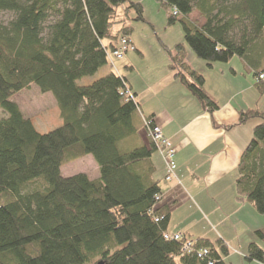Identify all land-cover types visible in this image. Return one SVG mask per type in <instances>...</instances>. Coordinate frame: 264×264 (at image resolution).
<instances>
[{"label":"trees","instance_id":"obj_1","mask_svg":"<svg viewBox=\"0 0 264 264\" xmlns=\"http://www.w3.org/2000/svg\"><path fill=\"white\" fill-rule=\"evenodd\" d=\"M158 1L176 12L169 25L181 22L198 59L211 67L240 58L264 93V0ZM194 10L202 23L190 18ZM0 13L14 14L0 22V108L7 115L0 120V264H227L231 250L222 238H166L173 235L171 209L160 204L154 116L143 113L128 78L109 59L123 40L137 51L131 23L145 22L143 6L131 0H0ZM160 44L175 78L204 111H217L186 47L176 45L173 55ZM108 66L90 85L78 84ZM33 85L52 94L60 109L63 125L49 133H40L13 100ZM239 115L237 126L259 123L237 167V199L264 214V113ZM87 156L98 178L62 176L65 164ZM255 235L259 242L249 245L245 258L264 264V228ZM187 240L194 242L193 253L184 249ZM202 249L208 255L199 258Z\"/></svg>","mask_w":264,"mask_h":264},{"label":"crops","instance_id":"obj_2","mask_svg":"<svg viewBox=\"0 0 264 264\" xmlns=\"http://www.w3.org/2000/svg\"><path fill=\"white\" fill-rule=\"evenodd\" d=\"M202 22L203 19L200 20V23ZM133 47L137 49L135 44ZM131 48L130 46L127 52ZM189 65L204 77L205 91L219 105V109L213 114L204 111L197 99L185 91L186 89L178 87L174 94H166V91L163 90L176 86L178 81L176 78H172L170 73H166L165 76L163 74L159 80L156 79L157 81L153 78V83L149 82L147 87L146 85L142 86L141 90L136 88L134 79L129 78V82L133 92L138 95L143 113L154 116L156 127L169 140L175 152L176 179L165 183L164 187L161 184L163 201L161 205H167L171 209L168 232L184 234L193 239L219 237L228 244L231 250L234 248L232 244L237 242V238L229 243L230 240L217 229L214 231L218 232V236L214 238L204 232L196 236L192 235L187 228L173 225L172 216L177 208L176 204L182 203L188 209L195 210L205 221L220 212L222 213L220 215L224 217L221 220L222 223L232 218L230 212L235 210V199H237V167L243 151L253 138V130L259 123L258 120H250L245 125L237 126L239 114L240 111L253 109L264 113V93L261 95L256 90L254 86L256 79L249 78V73L253 72L245 63H243V67L240 64L237 66L235 61L221 65L213 64L211 67L208 64L200 63V61H195V64L189 63ZM168 69L166 68L165 72L170 71ZM244 71L248 75L243 74ZM156 89H160V92ZM179 98L185 99V102L181 104L178 102ZM173 99L175 100L173 101ZM159 100L161 103L158 102ZM144 105L148 110L144 108ZM231 126L234 128L226 129ZM163 163L166 177V164L164 161ZM226 193L227 206L224 211L223 206L216 205L212 200L216 198L221 202ZM238 205L243 208L247 206V203L242 202ZM251 212L256 217L255 210L253 209ZM263 228V220L258 222L257 219L256 223L250 225L252 233ZM241 241L245 244L244 239ZM249 241L250 244L254 242ZM239 245L240 255L247 256L248 248L240 242Z\"/></svg>","mask_w":264,"mask_h":264},{"label":"rangeland","instance_id":"obj_3","mask_svg":"<svg viewBox=\"0 0 264 264\" xmlns=\"http://www.w3.org/2000/svg\"><path fill=\"white\" fill-rule=\"evenodd\" d=\"M131 1L140 3L143 6L145 22L131 23L134 28L132 41L135 44L137 51L131 48L129 52L124 54L123 59H113V65L115 67L114 70L118 74L125 77L129 76L127 77L128 80L129 78L134 79L136 88L140 90L144 85H146L147 87L149 82L153 83L154 79L159 80L163 76V74L165 76L166 73H170L171 77L175 78L176 72H165L166 68H169L170 56L164 51L160 42L169 47V49L172 50L173 55L176 54V45L182 44L186 47L188 62L190 64H195V61H200V63L207 65L206 62L200 59L198 60L193 50L186 44L184 28L181 22L177 21L174 25H169V17L174 13L173 9L165 7L158 0ZM13 18L14 14L12 13H0V22L8 23ZM180 18L182 17L180 16ZM192 19L193 21L197 22H200L201 20V16L196 10H194L193 12ZM232 61H235L237 66L239 64L241 66L243 65V61L238 57H235ZM215 64L221 65L222 63ZM128 65L132 66L134 70L130 72V69L126 68V66ZM107 71H109V66L102 68L94 76L82 78L78 81V84L81 86L90 85L91 83H93V81L104 76ZM243 74L248 75L245 71ZM249 74V78L253 80V73ZM178 87L179 89H186L180 82L177 81L176 86L163 91H166V94H174ZM185 91L188 90L186 89ZM158 92H160V89L158 90ZM180 96L182 97V95ZM179 99L180 100L178 102H181V104L185 102V99ZM13 100L19 105L24 116L31 119L34 126L40 133H49L63 125L60 109L57 106L53 95L50 93H41L37 86L33 85L29 90L21 92ZM174 100L175 99H173V101ZM158 102L161 103L160 100ZM144 108L147 109V106L144 105ZM6 116L7 115L5 114V112L0 108V120ZM153 159L158 167L157 178L161 180L162 187H164L167 181L165 180L164 175V159L159 150L157 151V153H155ZM61 171L62 176L65 178L72 177L77 174H85L90 179H96L99 177V168L92 156H87L81 160L67 163L62 167ZM225 191H227V189H225ZM223 198L224 200L221 202L217 201L216 198L212 201H214L216 205L223 206L225 211L227 206V193L223 196ZM161 202L162 203L160 204H163V201ZM237 203L242 204V201L235 199L236 208L234 211L230 212L232 213V218L230 220H226L223 223L221 222V220L224 217L220 215L222 214L221 212L211 218H208L207 221H205L198 213L195 212V210L192 211L191 209H188V207L183 206L182 203L176 204L177 208L175 209L172 216V224L175 226H182L184 228H187L188 230H190V234H194L195 236L197 234H203L204 232V234H207L208 236H211V238H214L215 236H218V232L214 231L215 229H217L226 238H228V240H230L229 243H231L234 238H237V242L232 244L234 248L231 249V254L226 259V263L260 264L258 262H250L246 260L245 255H240L241 249L239 242L242 245H245L246 248H249V240H251V242H259L255 235V232L252 233L250 225L256 223L257 219L258 222L262 220L264 221V214H260L259 212H257L248 202H246L247 206L243 208L238 207L239 205ZM250 206L255 210V213L257 214L256 217L254 216L253 212H251L253 209ZM207 223L209 224V226ZM240 239H244L245 244H243ZM262 246L264 248V244H262Z\"/></svg>","mask_w":264,"mask_h":264},{"label":"built area","instance_id":"obj_4","mask_svg":"<svg viewBox=\"0 0 264 264\" xmlns=\"http://www.w3.org/2000/svg\"><path fill=\"white\" fill-rule=\"evenodd\" d=\"M174 13L176 15V12ZM128 49H129V46L127 44V41L123 40L121 42V47L110 55L109 59L111 60V63L113 64L114 58H117L119 60L123 59L124 54L126 51H128ZM259 79L264 81V74L260 75ZM151 136L154 142L157 144L158 150L162 154V157L165 161L166 172H167L166 181L171 182L176 179V173H177V165L175 162V152L172 149L171 144L169 143V140L164 137L162 131L158 127H156L152 131ZM166 238L179 241V240H182L183 236L181 234H173V235H166ZM184 249L189 253H193L195 250L194 242L187 240ZM206 255H208L207 250L202 249L198 253L199 258H202Z\"/></svg>","mask_w":264,"mask_h":264},{"label":"water","instance_id":"obj_5","mask_svg":"<svg viewBox=\"0 0 264 264\" xmlns=\"http://www.w3.org/2000/svg\"><path fill=\"white\" fill-rule=\"evenodd\" d=\"M98 264H103V263H98Z\"/></svg>","mask_w":264,"mask_h":264}]
</instances>
